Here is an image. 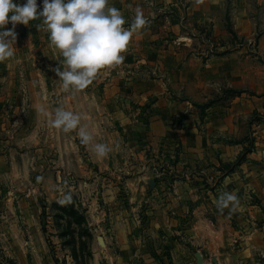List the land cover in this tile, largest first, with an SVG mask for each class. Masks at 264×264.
<instances>
[{"label": "crops", "instance_id": "0c3cea01", "mask_svg": "<svg viewBox=\"0 0 264 264\" xmlns=\"http://www.w3.org/2000/svg\"><path fill=\"white\" fill-rule=\"evenodd\" d=\"M108 4L121 10L125 27L137 6L149 24L133 35L121 65L99 72L111 75L101 100L94 91L84 95L103 113L102 121L142 136L160 174L152 190L137 183L129 205L112 200L109 189L104 193L115 208L120 241L108 264H264V0ZM31 22L16 25L15 56L6 68L13 61H44L54 69L63 59L49 47L48 33ZM33 46L37 53L30 54ZM4 72L14 74L0 66ZM57 83L52 93L75 105L74 92ZM231 89L240 93L231 96ZM150 101L145 133L138 105ZM246 148L245 160L233 167ZM137 154L143 157L142 150ZM224 191L239 197L237 213L215 206ZM142 203L148 216L141 229L131 212Z\"/></svg>", "mask_w": 264, "mask_h": 264}, {"label": "rangeland", "instance_id": "374dc122", "mask_svg": "<svg viewBox=\"0 0 264 264\" xmlns=\"http://www.w3.org/2000/svg\"><path fill=\"white\" fill-rule=\"evenodd\" d=\"M28 52L37 53L36 46ZM7 64L0 66L7 72L12 67L14 74L9 78L0 73V264H108V254L117 252L120 241L114 229L115 208L104 193L109 189L112 200L129 205L137 183L145 192L155 188L160 174L147 142L135 130L102 121L103 113L84 95L85 90L94 91L100 101L110 74L103 78L98 73L86 89L74 92L76 104L70 106L63 95L52 93L57 82L61 85L52 64ZM60 105L82 116L81 126L93 134V143L113 147L107 158L97 159L90 145L80 144L77 131L51 128L37 112L40 106L52 112ZM150 105H138L145 133L144 112ZM138 149L143 157L136 155ZM37 177L43 179L37 182ZM69 193L71 203H58ZM145 210L142 203L131 212L134 221L140 219L136 222L141 229L147 224ZM98 236L108 244L102 246Z\"/></svg>", "mask_w": 264, "mask_h": 264}, {"label": "clouds", "instance_id": "9594fccd", "mask_svg": "<svg viewBox=\"0 0 264 264\" xmlns=\"http://www.w3.org/2000/svg\"><path fill=\"white\" fill-rule=\"evenodd\" d=\"M195 2L200 4L202 0ZM33 20L42 21L36 25L37 30L43 28L48 33L49 47L63 58L52 71L59 77L64 92L82 91L101 70L121 65L125 59L122 53L127 52L133 35L149 24L142 8L137 6L129 27H125L127 21L121 10L109 6L108 0H43L42 11H38L37 0H26L24 4L0 0V63L15 56L16 25L27 26ZM9 23L11 29L6 28ZM37 112L51 128L64 133L77 131L80 144L90 145L97 159H105L113 151L108 143H93V134L86 125L81 126L82 116L63 105L52 112L40 106ZM42 179L37 177V182ZM71 202L70 193L58 201L61 205ZM213 202L221 213L227 209L232 215L240 210L235 192H221Z\"/></svg>", "mask_w": 264, "mask_h": 264}, {"label": "trees", "instance_id": "16d2710c", "mask_svg": "<svg viewBox=\"0 0 264 264\" xmlns=\"http://www.w3.org/2000/svg\"><path fill=\"white\" fill-rule=\"evenodd\" d=\"M230 30H231V29H230ZM227 92H229V94H230L231 96H235L236 94L240 93V91H236V90H233V89L228 90ZM212 103H213V101H210V102H208V103H206V104H204V105H201L200 107H202V108H207V107H209ZM250 151H251V148H246V149L244 150V152L242 153V155L238 158V160L233 164V167H235V166L241 164V162H243V160H245L247 153L250 152Z\"/></svg>", "mask_w": 264, "mask_h": 264}, {"label": "water", "instance_id": "95a60500", "mask_svg": "<svg viewBox=\"0 0 264 264\" xmlns=\"http://www.w3.org/2000/svg\"><path fill=\"white\" fill-rule=\"evenodd\" d=\"M150 183H151L152 186L154 185V181L153 180ZM98 242L102 246H106V242H105V239H104L103 236H98ZM196 257H197V260H198L199 263L203 262L202 256H201V254L199 252L196 253Z\"/></svg>", "mask_w": 264, "mask_h": 264}, {"label": "built area", "instance_id": "2783aa9c", "mask_svg": "<svg viewBox=\"0 0 264 264\" xmlns=\"http://www.w3.org/2000/svg\"><path fill=\"white\" fill-rule=\"evenodd\" d=\"M25 1H26V0H25ZM37 4H38V11H42L43 0H37Z\"/></svg>", "mask_w": 264, "mask_h": 264}]
</instances>
